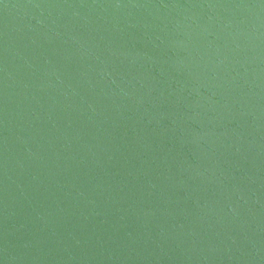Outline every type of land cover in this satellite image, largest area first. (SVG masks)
Here are the masks:
<instances>
[{"label": "water", "instance_id": "obj_1", "mask_svg": "<svg viewBox=\"0 0 264 264\" xmlns=\"http://www.w3.org/2000/svg\"><path fill=\"white\" fill-rule=\"evenodd\" d=\"M0 264H264V0H0Z\"/></svg>", "mask_w": 264, "mask_h": 264}]
</instances>
